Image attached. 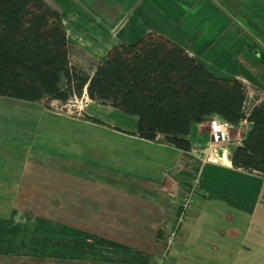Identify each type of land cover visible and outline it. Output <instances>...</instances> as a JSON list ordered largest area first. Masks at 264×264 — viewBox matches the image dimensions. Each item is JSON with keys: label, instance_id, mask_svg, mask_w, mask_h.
<instances>
[{"label": "crops", "instance_id": "crops-1", "mask_svg": "<svg viewBox=\"0 0 264 264\" xmlns=\"http://www.w3.org/2000/svg\"><path fill=\"white\" fill-rule=\"evenodd\" d=\"M45 1L59 11L63 7L59 13L67 34L85 31L90 35L86 40L91 43L71 40L72 47L76 45L96 58L89 74L111 47L132 43L148 32H155L179 44L214 75L242 79L248 90L246 103L251 100L247 109L264 98L261 81L264 62L257 56L264 53V42L260 44L263 49L252 47L256 52L247 55L243 53L246 42L239 41L237 27L231 21L222 28L218 24L219 11L215 6L221 4L227 9L226 19L237 20L235 25L249 32L260 27L238 21L235 0H125L113 6L103 0ZM252 2L264 3V0ZM72 3L79 7L69 10ZM182 3L190 8L192 4L200 5L191 13L179 6ZM172 10L178 12L176 17L171 16ZM101 18L105 21H100ZM195 20L198 27L191 34ZM114 28H118V40H108L109 29ZM203 34L219 37L198 40ZM97 35L102 38L95 39ZM96 41L100 48L93 45ZM232 50H239L238 58ZM255 68L263 70L257 73ZM259 89H263L262 94H256ZM81 96L88 101L86 106L95 102L87 97L85 90ZM135 119V123L125 125L86 118L82 123L85 140H91L93 151L98 150L92 159L70 152L66 158L54 157V164L51 162L48 169L40 166L38 171L44 176L51 173L55 179L53 185L66 189L72 200L68 223H42L53 226V232L37 225L49 230L48 237H54V244L41 245L39 249L47 246L51 253L48 257L58 262L65 258L85 264L157 261L163 249L160 238L164 230L167 233L177 207L173 196H182L196 177L198 198L202 200L197 201L183 221L176 251L165 264H264V185L260 174L235 169L229 152L222 161H202L209 140V119L192 126L189 151L173 147L162 136L155 140L139 137ZM242 123L245 134L249 124ZM22 177L0 171V180L4 181H0V204L5 201L2 197L12 194V186L15 181L19 184ZM2 205L6 213L0 214L4 217L0 225L13 226L12 218L17 212Z\"/></svg>", "mask_w": 264, "mask_h": 264}, {"label": "trees", "instance_id": "trees-1", "mask_svg": "<svg viewBox=\"0 0 264 264\" xmlns=\"http://www.w3.org/2000/svg\"><path fill=\"white\" fill-rule=\"evenodd\" d=\"M72 49L60 13L45 0H0V95L64 104L85 90L90 100L135 116L139 137L162 136L186 151L194 124L214 115L232 126L245 121L249 128L230 148V162L264 174V98L245 108L242 79L214 75L155 32L111 47L91 74L71 63Z\"/></svg>", "mask_w": 264, "mask_h": 264}, {"label": "rangeland", "instance_id": "rangeland-1", "mask_svg": "<svg viewBox=\"0 0 264 264\" xmlns=\"http://www.w3.org/2000/svg\"><path fill=\"white\" fill-rule=\"evenodd\" d=\"M121 1L125 0H103L104 3L110 6L117 5V2L120 3ZM235 1L238 9V21L240 23H255L258 27L260 26L262 28L250 29L252 32L246 31L242 27L235 25L237 20L226 19L229 15L225 7L221 4H215L217 5L215 7L219 11V17L217 19L219 21L218 24L222 28L231 21L238 29V36H240L239 41L246 42L243 53L253 55L256 50H253L252 47H256L258 50L263 49L260 44L264 42V3L252 2L253 0ZM73 5L72 3L69 10L79 7L77 4L75 6ZM199 5L192 4V8H190L187 4H179L182 9L191 13H195ZM59 9L60 11L58 9L56 10L61 12L63 7ZM177 13L178 12L172 10L171 16L176 17ZM104 15L105 13L102 16ZM99 20L105 21L103 18ZM112 21H115V19ZM187 22L188 20L186 19V23ZM204 22L207 23V20ZM197 27L198 20H195L190 33L193 34ZM117 30L118 28L109 29V34L107 36L108 40L110 38H112L113 41L118 40L119 34ZM214 30L216 31V27ZM75 32H77V30ZM67 36L70 41L73 38L78 42H80L81 39V42H90L86 40L90 35L85 31L82 33L78 31V35L72 33L71 35L67 34ZM218 37L215 38L212 34H203L198 40L204 38L213 40L218 39ZM101 38L102 35H97L95 39L100 40ZM93 45L100 48L101 44L96 41ZM232 53H235L236 55L234 56L238 58L240 52L239 50H232ZM242 59L249 62L245 57H242ZM70 60L76 68L86 72H88L91 66L96 62L94 56L78 48L76 45L73 46ZM259 66H261V63H259ZM261 69L262 68H255V71L261 73ZM261 81L264 84V77L261 78ZM259 90V93L256 92V94L263 93V89ZM87 102L88 101H85V98L82 96L76 97V99L71 97L70 100L62 104L60 102L49 101L29 102L0 95V171H5L8 174L18 173L20 176L23 175L22 178L18 179L19 184L15 181V184L12 186V194L8 195L6 198L2 197L5 201L0 204V208L2 209L0 214L6 213L4 207H1L3 206L2 204L8 206V208L9 206L10 208L12 207V209L17 212V215L12 218L13 226L0 225V264H85L84 262H71L68 258L61 259V262L54 261L52 257H48L51 253L46 249L47 246L42 250L39 249L41 245L49 246L52 243L54 244V237H48V235H50L48 233L49 230L53 232L52 230L54 227L44 226L42 223L53 224L59 221L68 223V207L71 206L72 198L67 194L68 191L66 189H58L53 185L55 179L52 178L51 173H49V175L45 174V177L38 169L41 168V165L48 169L51 162L54 164V157L66 158L70 152H74V155L77 156L87 157L90 160L94 152H98V150L96 151V149H94L93 151L91 148V140H85L86 132L83 131L84 127L82 123L86 121L87 115L84 110L88 112L89 116L98 117L102 121L114 124L130 125L136 122L135 116L126 114L117 108L98 102H93L86 106ZM248 102H245V108H247L246 105L248 106L251 104V100L248 99ZM242 122L240 125L233 126V128L230 129L229 141L226 143L209 144V136V140L205 144L202 153V161H222L221 159L225 158L228 152L230 153V148L239 144L241 137L244 135L245 130L241 127L243 126ZM38 154L41 155V158L37 157ZM25 160H28L26 165L24 163ZM37 160L41 162H35ZM46 160L48 162H43ZM22 165L26 167L23 169V172H21ZM256 174L259 175L257 172ZM259 176L264 185V175L260 174ZM195 179L197 180L196 177ZM0 181L4 182L3 180ZM192 186L193 184L190 183L189 189L192 188ZM193 187L195 188L193 200L186 208L178 206L186 190L183 192L182 196L178 194L175 195V198L173 196V200H176L177 206L173 211L175 213L174 218L170 222V226L168 225L169 228L167 233H165L164 230V235L160 238L163 241V249L160 252V256L157 258V261L154 259L150 260L149 264H165V260L171 258L175 253L177 240L179 238L178 234L183 221L188 218L187 215L197 206V201L202 200L198 198V182H196V185ZM180 214H183L182 220L179 222L180 225L176 226L175 224ZM0 218V220H4V217L2 218L1 216ZM37 225L49 230L42 229ZM42 230H44V232ZM57 241L58 240L55 239L56 246L58 244ZM62 244H65V242H62ZM5 254L15 257L6 258L1 256ZM21 256L22 258H16Z\"/></svg>", "mask_w": 264, "mask_h": 264}, {"label": "built area", "instance_id": "built-area-1", "mask_svg": "<svg viewBox=\"0 0 264 264\" xmlns=\"http://www.w3.org/2000/svg\"><path fill=\"white\" fill-rule=\"evenodd\" d=\"M74 99L76 97L74 96ZM240 125V124H238ZM233 128L232 125L224 121L222 118L219 116H212L209 118V136H210V141L208 142L213 143V144H223L229 141V133L230 129ZM264 175V174H261ZM197 180L193 179L191 180L190 183L196 185ZM190 186V185H189ZM189 186L184 193L183 198L179 201L178 206H183V208H186L188 205H190L191 201L193 200V195H194V190L195 188L192 186V188L189 189ZM183 214H180L178 220L176 221V226L180 225L179 222L182 220Z\"/></svg>", "mask_w": 264, "mask_h": 264}]
</instances>
